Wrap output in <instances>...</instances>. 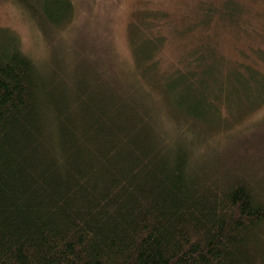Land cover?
<instances>
[{
    "label": "trees",
    "instance_id": "16d2710c",
    "mask_svg": "<svg viewBox=\"0 0 264 264\" xmlns=\"http://www.w3.org/2000/svg\"><path fill=\"white\" fill-rule=\"evenodd\" d=\"M16 1L50 51L37 64L13 41L0 46V264H264L260 181L226 162L239 138L212 149L201 138L211 153L192 157L158 117L159 98L186 133L241 106L212 48L164 75L178 76L164 93L147 36L140 67L103 81L94 63L56 51L70 0ZM238 12L230 0L221 16ZM263 97L264 85L251 107Z\"/></svg>",
    "mask_w": 264,
    "mask_h": 264
},
{
    "label": "rangeland",
    "instance_id": "374dc122",
    "mask_svg": "<svg viewBox=\"0 0 264 264\" xmlns=\"http://www.w3.org/2000/svg\"><path fill=\"white\" fill-rule=\"evenodd\" d=\"M70 1L73 15L54 35L56 51L69 64L94 63L103 81H107L105 72L109 69L130 72L140 67L145 61L143 52L149 51L147 36L157 39L152 61L160 79L157 84H162L163 91L166 84L178 81V76L164 75L173 74L176 67L186 68L188 62L191 65L189 57L201 46L212 48L216 57L211 65L222 69L223 74L231 72L242 108L224 107L221 123H196L193 130L185 133L180 128L185 122L173 116L157 97L161 108L158 117L169 138H187L190 151L195 152L192 157L215 148L228 137H235L232 144L239 138L236 147L228 152V168L237 175L247 173L255 183L260 181L258 193L264 198V97L251 107L264 85V0H232L239 10L232 19L221 16L230 0ZM207 11L214 13L207 16ZM11 41L37 64L45 61L50 51L41 30L24 8L16 0H0V46L10 45ZM204 137L210 147L199 145ZM232 159L234 165L228 162ZM240 178L252 186L248 178Z\"/></svg>",
    "mask_w": 264,
    "mask_h": 264
}]
</instances>
